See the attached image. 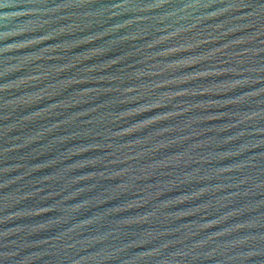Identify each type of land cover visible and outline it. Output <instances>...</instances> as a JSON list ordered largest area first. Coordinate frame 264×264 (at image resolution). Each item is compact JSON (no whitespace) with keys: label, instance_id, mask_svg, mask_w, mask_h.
Segmentation results:
<instances>
[{"label":"water","instance_id":"water-1","mask_svg":"<svg viewBox=\"0 0 264 264\" xmlns=\"http://www.w3.org/2000/svg\"><path fill=\"white\" fill-rule=\"evenodd\" d=\"M0 264H264V0H0Z\"/></svg>","mask_w":264,"mask_h":264}]
</instances>
